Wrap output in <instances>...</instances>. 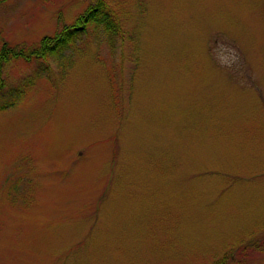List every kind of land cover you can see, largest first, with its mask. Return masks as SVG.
<instances>
[{
  "label": "rangeland",
  "instance_id": "rangeland-1",
  "mask_svg": "<svg viewBox=\"0 0 264 264\" xmlns=\"http://www.w3.org/2000/svg\"><path fill=\"white\" fill-rule=\"evenodd\" d=\"M96 1L1 0L0 51ZM113 4L0 111V264H264V0Z\"/></svg>",
  "mask_w": 264,
  "mask_h": 264
},
{
  "label": "trees",
  "instance_id": "trees-1",
  "mask_svg": "<svg viewBox=\"0 0 264 264\" xmlns=\"http://www.w3.org/2000/svg\"><path fill=\"white\" fill-rule=\"evenodd\" d=\"M100 30L108 35L111 43H113L116 36L125 33L113 0H97L93 5L88 6L85 12L79 15L71 24H64L55 33L44 35L37 45L11 46L4 42L0 51V111L14 106L25 98L40 77L43 75L50 76L51 59H61L67 50L75 46L77 41L85 36L95 35ZM19 59L28 64L36 65L30 74L22 76L16 81L8 79L3 74L1 75L2 69L7 63ZM16 187L14 183H11V190L8 194H12L14 189L17 190ZM260 244L261 242L254 241L251 246L259 248L261 247ZM224 259L225 256L221 257L215 264H225Z\"/></svg>",
  "mask_w": 264,
  "mask_h": 264
}]
</instances>
